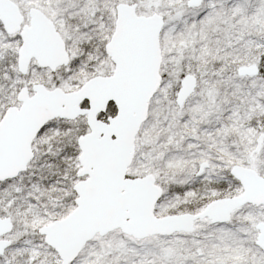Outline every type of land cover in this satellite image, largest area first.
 Instances as JSON below:
<instances>
[{
    "label": "snow or ice",
    "instance_id": "snow-or-ice-1",
    "mask_svg": "<svg viewBox=\"0 0 264 264\" xmlns=\"http://www.w3.org/2000/svg\"><path fill=\"white\" fill-rule=\"evenodd\" d=\"M0 264H264V0H0Z\"/></svg>",
    "mask_w": 264,
    "mask_h": 264
}]
</instances>
